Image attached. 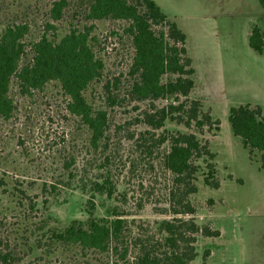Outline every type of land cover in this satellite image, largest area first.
Listing matches in <instances>:
<instances>
[{"label":"rangeland","instance_id":"374dc122","mask_svg":"<svg viewBox=\"0 0 264 264\" xmlns=\"http://www.w3.org/2000/svg\"><path fill=\"white\" fill-rule=\"evenodd\" d=\"M154 1L187 34L196 69L190 98L199 100L214 122L203 133L170 121L164 127L195 133L216 154L213 162L220 188L205 184L207 163L199 160V191L190 197L196 213L180 216L220 232L218 237L198 235V257L192 264H264V172L257 162L259 154L251 161L229 122L233 106L259 105L264 113V52L259 54L249 45L252 29L264 30V10L259 0ZM51 3L0 0V38L9 27H28L22 40L25 60L32 57L33 42L44 35L59 42L77 23L71 18L49 20ZM94 24L95 50L105 68L103 79L93 82L85 96L110 119L107 139L99 147L91 144L89 129L69 113L68 98L56 81L30 95H23L15 82L10 93L14 115L0 117V234L25 262L42 255L35 249L36 240L48 230L62 231L75 220L87 222L91 201L97 218H110L115 206L129 214L133 236L155 232L158 222L173 218L162 213L169 208L172 175L164 170L162 159L142 157L135 144L139 134L148 130L136 122L147 104L127 100L111 107L103 87L122 77L119 91L124 95L133 55L130 41L116 34H122L119 23ZM157 104L165 106L168 101ZM67 163L71 167L66 168ZM104 176L113 179L125 201L93 191L94 182ZM57 255L42 264H99L94 258L83 259L74 249Z\"/></svg>","mask_w":264,"mask_h":264},{"label":"trees","instance_id":"16d2710c","mask_svg":"<svg viewBox=\"0 0 264 264\" xmlns=\"http://www.w3.org/2000/svg\"><path fill=\"white\" fill-rule=\"evenodd\" d=\"M259 1L264 10V0ZM49 17L54 22L71 18L77 23L72 24L70 32L59 42L47 35L33 42L29 60H25L26 46L22 42L28 30L26 25L7 28L0 38V117L9 119L14 115L10 93L15 82L23 95H30L56 81L68 98L69 113L89 129L91 144L99 147L107 139L110 119L107 111L96 109L85 96L93 82L103 79L105 68L103 59L96 53V37L92 34L95 22L121 24L122 34H116L129 39L132 61L123 96L119 91L122 77L104 84L107 102L111 107L127 100L147 104L136 122L148 130L139 134L135 144L142 157L162 159L164 170L172 175L167 199L169 208L162 213H170L173 218L158 222L155 232L146 230L144 235L133 236L127 220L129 214L115 206L110 218H97L95 204L91 201L87 222L75 220L64 230L50 229L36 240L35 249L43 253L33 261L25 262L0 234V262L42 264L47 258L58 256L59 251L74 249L83 259L90 262L96 259L99 264H192L198 257V235L220 236L219 231L209 226L200 227L195 218L180 217L196 213L190 197L199 191L197 175L201 166L198 161L203 159L207 163L204 179L207 186L219 189L220 182L213 162L216 154L211 151L209 142H203L192 132L164 129L170 121L203 133L205 127L211 129L214 123L211 115L202 111V103L190 98L196 85V69L188 53L187 34L154 0H52ZM249 45L259 54L264 52V30L259 26L252 29ZM163 100L168 104L159 106L157 103ZM229 122L233 134L249 151L251 161L259 154L257 162L264 172L262 107L233 106ZM110 161L111 156H108L107 162ZM69 167L71 163H67L66 168ZM93 191L116 200L126 199L109 176L94 182ZM93 264H97L96 261Z\"/></svg>","mask_w":264,"mask_h":264}]
</instances>
